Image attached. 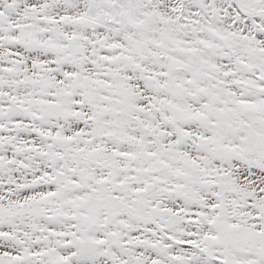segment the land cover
<instances>
[{"label": "snow or ice", "instance_id": "snow-or-ice-1", "mask_svg": "<svg viewBox=\"0 0 264 264\" xmlns=\"http://www.w3.org/2000/svg\"><path fill=\"white\" fill-rule=\"evenodd\" d=\"M0 264H264V0H0Z\"/></svg>", "mask_w": 264, "mask_h": 264}]
</instances>
